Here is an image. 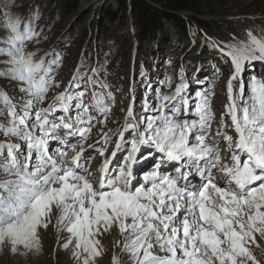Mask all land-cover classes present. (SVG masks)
<instances>
[{
  "label": "snow or ice",
  "instance_id": "1",
  "mask_svg": "<svg viewBox=\"0 0 264 264\" xmlns=\"http://www.w3.org/2000/svg\"><path fill=\"white\" fill-rule=\"evenodd\" d=\"M5 16L0 11V25L7 32L0 35V79L16 82L26 98L17 99L0 88V117L5 118L0 120V136L7 138L0 139V248L10 244L13 254L20 247L39 251V232L53 224L55 209L54 227L69 234L63 248L72 246L80 264H95L102 255L97 237L113 227L133 264H247L255 259L247 245L255 234L264 236V78L253 76L245 95L242 73L253 62L264 63V29H246L243 37L211 45L233 68L225 85L220 127L211 139L210 93H195L192 114L197 120L177 119L181 108L189 114L188 84L182 80L171 95L159 97L158 107L151 109L156 115L134 120L129 103L115 146L94 175L86 167L90 158L82 144L77 150L67 139L84 140L91 128L80 125L96 119L88 115L86 91H70L80 87L74 75L69 87L40 108L53 86L52 65L58 60H36L25 50L37 36L31 23L22 25L19 18ZM88 82L106 87L92 77ZM111 96L109 92V101ZM92 98L94 108L107 116L111 105L105 96L94 91ZM72 108L80 111L70 115ZM149 110L145 102L143 111ZM57 111L63 115L50 119ZM225 127L234 136L223 131ZM126 132L131 138H125ZM50 141L67 145L71 154L63 148L52 152ZM108 141L109 134H103L101 157ZM145 148L176 162V175L161 172L157 164L142 182L137 180L135 166L152 156ZM120 152L122 163L114 166L113 174L110 165ZM191 172L203 182L181 183ZM113 264H119V257H113Z\"/></svg>",
  "mask_w": 264,
  "mask_h": 264
},
{
  "label": "rangeland",
  "instance_id": "2",
  "mask_svg": "<svg viewBox=\"0 0 264 264\" xmlns=\"http://www.w3.org/2000/svg\"><path fill=\"white\" fill-rule=\"evenodd\" d=\"M150 5H155L151 2H147ZM192 10H183L176 14L184 20V24L189 27H193L197 33L199 40L204 43L206 49L202 51L201 47L194 43L193 37L188 39V43L175 48V53L171 56L175 63L170 61L165 63L163 67L158 66L147 72L145 69L139 71L140 63L135 65V53L132 49L129 63L125 65L121 64L113 69H109V66L114 64L108 57H104V64L108 66L109 75L105 80H102V76L98 75L96 80L102 81L106 87L100 88L99 85L93 87L88 81L92 72L91 69L84 72L83 79L77 78L79 88H70V91L78 93L81 90L86 91L85 102L89 105L88 115L95 117L91 125L85 123L80 125L82 128L90 127L91 131L87 134V137L81 141L79 136L68 137L69 143L76 144L77 150H79L81 144L84 147L87 156L90 158L86 163V167L94 175H97L96 169L101 163L102 159H106L111 153L112 148L115 146L117 135H119L118 128L122 126L125 121V114L127 112L129 103L132 105L133 119L136 120L140 116L156 115L157 113L151 111L152 108L158 107L159 97L161 95H171L176 86L183 80L188 84L186 90L189 99V114L185 115L183 108H181L180 115L177 119L180 120H197L198 117L193 115L195 108V93L197 91L207 92L211 94V109L214 113V119L211 122V128L208 132L209 139L215 135L217 129L220 127L221 114L224 113V106L227 103V97L225 93V85L231 74L233 68L231 61L223 56L218 50L211 45L213 42H227L235 35L237 37H243L246 29H255L259 31L264 29V0H193ZM111 6L116 7L115 0H80V10H90L88 18L98 17L103 9ZM49 7L47 3L42 0H15L13 8L5 16H11L13 19L19 18L22 21V25L31 23L32 29L37 33V36L27 42L26 51L35 54V59H44L47 63L46 55H42L40 58L36 55L40 53V48H44L48 43L52 31H47L44 27V23L47 15H49ZM88 18L84 25L86 26ZM71 18L64 21L63 26L69 23ZM165 28L170 32L173 41L179 37L178 28L170 23H164ZM118 30L124 40H129L130 44L135 41L136 36L133 35L134 27L131 24L130 19L127 17L121 26H118ZM0 35L7 36L6 30L0 25ZM197 41V40H196ZM84 42L82 45L85 47ZM60 55L57 54L58 63L52 65V76L54 79L53 86L49 89L45 99L39 104L40 108H47L52 101V98L63 92L66 87H69L70 81H72L75 75V64L78 56L82 53V50H76L71 45L62 48ZM94 54V53H93ZM218 56L223 58L220 60ZM165 58H167L165 56ZM184 58H189L193 63L190 68L189 74H187L181 61ZM174 64V65H172ZM202 64L203 68L196 70V66ZM123 65V66H122ZM161 65V64H160ZM123 67V68H120ZM172 67V68H171ZM173 70V80L167 83V77L165 73L169 69ZM219 69V71H217ZM162 73V74H161ZM253 76L258 78H264V63L253 62L252 65L246 66V70L242 73V80L245 84V95H247V85ZM93 78V77H92ZM165 82V83H164ZM59 85L58 87L56 85ZM234 88L238 86V82L234 81ZM0 88L8 93V95L17 99L25 97L24 93L18 90L16 82H10L6 79H0ZM94 91L100 92L105 96V102L110 103L111 111L107 116H101V114L94 108V101L92 93ZM111 93V100H108L107 94ZM150 92L152 94H150ZM145 102L149 106V111L144 112ZM74 103V102H73ZM80 109L72 108L69 114L75 115ZM63 113L57 111L50 116V119H55L62 116ZM5 119L0 117V120ZM104 122L101 123L100 121ZM224 123L228 125V117L224 116ZM223 131L233 135L231 129L225 127ZM116 135H112V133ZM109 134V141L107 148L104 151V157L99 154V149L104 148V144L101 143V137L103 134ZM63 135V130H61ZM125 138H131V133L126 132ZM0 139H7L0 136ZM14 143H21V141L13 138ZM51 151L54 152L57 148H63L66 151L70 149L67 145H61L58 141H50ZM89 145H93L89 148ZM221 147L223 141H220ZM145 153L152 152L151 158L146 162H141L135 166L136 179L142 182L143 175L153 172L156 169L155 165L162 162V159L166 161L168 168L162 172L176 175L174 169L176 168V162L167 161L162 153H157L155 149H144ZM123 152L117 153L113 158V164L110 167L121 164V157ZM139 155V154H138ZM221 155H225L223 152ZM90 168H93L90 170ZM186 169H181V172ZM115 174V168L114 173ZM201 179L195 172H191L187 180H182L181 183H196ZM136 181H134L135 183ZM56 219V210H53V224H50L47 229H41L39 232L40 249L39 251H27L22 247L19 248L17 253L13 254L11 251V245L5 244L0 248V264H80V261L73 255V247L69 246L68 249L63 248V244L67 242L69 234L66 231H57L54 227ZM100 241V248L102 255L95 259V264H113V257H119V264H133L129 254L122 252L123 237L120 235L118 228L113 227L109 232L103 233L98 236ZM249 250L254 256V260H249L247 264H264V236L255 234V241H249Z\"/></svg>",
  "mask_w": 264,
  "mask_h": 264
},
{
  "label": "trees",
  "instance_id": "3",
  "mask_svg": "<svg viewBox=\"0 0 264 264\" xmlns=\"http://www.w3.org/2000/svg\"><path fill=\"white\" fill-rule=\"evenodd\" d=\"M42 1L47 3L50 10L44 27L52 32L48 43L44 48H40V53L36 56L40 58L44 54L47 61L58 60L59 51L72 44L74 49L82 50L75 64V75L80 80L83 79L84 72L87 74L89 69L92 70L90 76L93 79L101 75L102 80H105L110 74L109 69L115 71V67L129 63V54L133 47L129 40H124L118 30V26H121L127 17L135 28L137 45L133 50H135V65L140 63L139 71L144 72L147 69L146 71L150 72L152 66L163 67L170 61L175 63L171 57L175 53V48L180 46L179 44L182 46L188 43L190 37H193L194 43H197L202 51L206 49L204 43L199 40L197 31L193 27L186 26L184 20L176 14L183 10H192L193 0H115V8L109 6L103 9L98 17L93 18H88L90 10L79 11L80 0ZM147 1L153 3L155 7ZM14 2L15 0H0V11H4L7 15L13 8ZM3 4H7L8 8H3ZM68 18H71L69 23L63 26ZM87 18L88 22L85 26ZM165 22H170L178 28L179 37L175 41L165 28ZM84 42H86L85 47L82 45ZM104 57L114 62L109 69L104 64ZM218 57L223 61L221 56ZM181 65L189 74L193 63L189 58H184ZM171 68L164 74L167 83L173 80ZM202 68V64L196 66L197 71ZM93 69L98 70L95 75Z\"/></svg>",
  "mask_w": 264,
  "mask_h": 264
},
{
  "label": "bare ground",
  "instance_id": "4",
  "mask_svg": "<svg viewBox=\"0 0 264 264\" xmlns=\"http://www.w3.org/2000/svg\"><path fill=\"white\" fill-rule=\"evenodd\" d=\"M93 168H90V170H92Z\"/></svg>",
  "mask_w": 264,
  "mask_h": 264
},
{
  "label": "water",
  "instance_id": "5",
  "mask_svg": "<svg viewBox=\"0 0 264 264\" xmlns=\"http://www.w3.org/2000/svg\"><path fill=\"white\" fill-rule=\"evenodd\" d=\"M147 2H149V1H147Z\"/></svg>",
  "mask_w": 264,
  "mask_h": 264
}]
</instances>
